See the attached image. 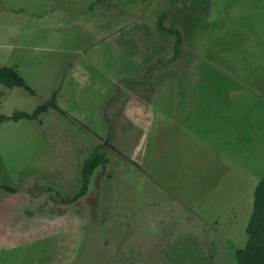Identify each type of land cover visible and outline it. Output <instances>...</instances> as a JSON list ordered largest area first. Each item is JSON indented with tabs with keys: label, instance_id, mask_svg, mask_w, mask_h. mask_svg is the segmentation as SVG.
Listing matches in <instances>:
<instances>
[{
	"label": "rangeland",
	"instance_id": "374dc122",
	"mask_svg": "<svg viewBox=\"0 0 264 264\" xmlns=\"http://www.w3.org/2000/svg\"><path fill=\"white\" fill-rule=\"evenodd\" d=\"M4 66L33 93L0 86V115L34 118L0 124V184L21 190L0 264H237L264 179V0H0Z\"/></svg>",
	"mask_w": 264,
	"mask_h": 264
},
{
	"label": "trees",
	"instance_id": "16d2710c",
	"mask_svg": "<svg viewBox=\"0 0 264 264\" xmlns=\"http://www.w3.org/2000/svg\"><path fill=\"white\" fill-rule=\"evenodd\" d=\"M0 86L8 89L19 87L33 93V90L26 84L25 79L14 67L4 66L0 68ZM30 118L32 119L34 116L31 117L24 113H17L12 117L0 115V124L6 120L18 121ZM237 264H264V179L260 181L255 190L254 212L249 227V241L246 249L238 252Z\"/></svg>",
	"mask_w": 264,
	"mask_h": 264
},
{
	"label": "crops",
	"instance_id": "0c3cea01",
	"mask_svg": "<svg viewBox=\"0 0 264 264\" xmlns=\"http://www.w3.org/2000/svg\"><path fill=\"white\" fill-rule=\"evenodd\" d=\"M0 190L3 191V193H0V212L1 214L6 215L7 220V228H10L14 220H17V225L20 221V200H21V190L10 187L8 185H1L0 184ZM6 209L5 211H3ZM12 214L14 216H12ZM18 216V217H17ZM2 217V216H1ZM17 217V219H16ZM13 226H11L12 228ZM10 231V230H9ZM8 231H4L2 234V239L5 238V235ZM1 237V236H0ZM1 246V244H0ZM1 252V250H0Z\"/></svg>",
	"mask_w": 264,
	"mask_h": 264
}]
</instances>
